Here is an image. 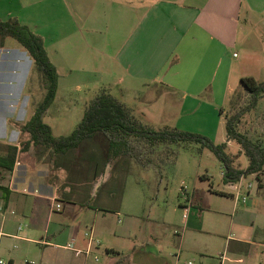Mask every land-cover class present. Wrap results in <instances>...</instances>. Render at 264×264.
Segmentation results:
<instances>
[{
  "label": "crops",
  "instance_id": "1",
  "mask_svg": "<svg viewBox=\"0 0 264 264\" xmlns=\"http://www.w3.org/2000/svg\"><path fill=\"white\" fill-rule=\"evenodd\" d=\"M24 15H54L61 32L68 31L67 23L96 31L99 24L106 25L111 37L97 43L100 56L113 57L115 70L142 86L152 81L198 97L202 91H229L233 78L258 81L264 72V0H0V20L16 19L34 33V24ZM118 33L129 34L118 53L109 56ZM64 45L60 41V48ZM32 65L19 43L6 38L1 46L0 40V204L6 211L0 216V264H264V193L253 175L248 177L256 184L248 183L243 191L239 182L223 184V190L211 187L210 193L221 198L241 197L243 204L249 199V206L239 209L234 203L228 214L222 206L210 211L202 198L187 197L182 223L153 221L155 231L147 234L138 206L125 213L121 227L100 232L104 216L92 201L97 193L90 191L85 200L75 202L62 189L67 160L74 157L70 167H79V154L73 153L77 149L63 156H52L41 146L20 150L29 137L22 140L16 124H24L35 107H30L27 91ZM231 143L227 141V150ZM10 148L16 150L14 157ZM124 160L128 158L108 167L101 187L112 167ZM102 170L94 174L96 179ZM193 208L197 218H192ZM52 214H60L59 219ZM72 214L82 227L89 223V235L98 245L79 224H63Z\"/></svg>",
  "mask_w": 264,
  "mask_h": 264
},
{
  "label": "rangeland",
  "instance_id": "2",
  "mask_svg": "<svg viewBox=\"0 0 264 264\" xmlns=\"http://www.w3.org/2000/svg\"><path fill=\"white\" fill-rule=\"evenodd\" d=\"M6 6L10 7L8 4ZM58 9L56 5L51 11L56 13ZM24 16L29 17L34 24V34L45 40L48 55L58 71L56 97L44 116L45 123L52 128L55 137L70 134L81 120L85 107L100 90H105L131 108L134 117L143 124L156 130L166 126L199 134L213 144L225 142V118L243 111L237 130L249 140L264 147V97L258 100L255 107L244 111L250 98L236 78L230 82L229 91H202L198 97L186 91L165 90L161 86L153 85L152 81L145 82L151 86H142L139 81L130 79L124 71L115 70L113 57L100 56L101 47H97V43L104 44L111 37L106 25L99 24L101 29L96 31L88 29L87 25L76 28L67 23L68 31L61 32L57 25L58 17L54 15ZM102 17L101 20H106ZM67 19L65 16V20ZM127 34L129 33L115 35V46L107 50L109 56L118 53ZM9 41L17 44L11 38ZM60 41L65 43L64 48H60ZM103 41L105 42L99 43ZM235 51L240 52L239 48ZM257 78L258 81L264 80V72ZM27 91L30 93V107L33 108L42 96L40 83L34 74H31L28 80ZM26 112L24 107L22 117L26 116ZM27 136L22 135L21 139L24 140ZM106 149V141L102 136L85 141L80 149L73 152L79 154L75 156L79 166L77 170L74 171L70 167L69 163L75 162L72 157L67 160L66 171L61 172L64 177L62 189L68 198L79 202L85 200L90 191L97 193L92 201L98 208L97 212L103 213L104 216L103 221L98 224L100 232L102 229L103 233H106L108 228L121 227L125 213L137 209L138 206L146 218L145 227L148 234L155 231L153 221L182 223L186 220L184 205L187 204V197H193L195 200L202 198L210 211L222 206V209L227 210L225 214H228L234 203L239 209L250 204L249 199L243 204L241 197L234 201L210 193L211 187L216 190L225 189L221 164L208 149L197 143L171 145L168 149L160 147L150 156L151 162L147 167L139 166L129 159L124 160L120 166L117 163L112 167V173L110 172L103 187H98V183L94 184V174L104 167ZM239 149L240 147L232 141L227 153L233 159L234 167L245 169L248 161ZM258 177L260 179L257 186L260 183L264 193V169ZM104 179H107V176L101 180ZM248 183L256 184V181L251 177L242 178L237 186L243 191ZM67 203L65 200L64 206H67ZM76 204L80 206L79 203ZM196 210L197 208L192 209V218H197ZM52 215L56 219L60 217V214ZM64 219L63 224L66 226L76 227L79 224L76 214ZM86 226L89 227V223H86ZM81 227L79 224L80 230ZM87 227L83 225L82 228L89 233Z\"/></svg>",
  "mask_w": 264,
  "mask_h": 264
},
{
  "label": "trees",
  "instance_id": "3",
  "mask_svg": "<svg viewBox=\"0 0 264 264\" xmlns=\"http://www.w3.org/2000/svg\"><path fill=\"white\" fill-rule=\"evenodd\" d=\"M6 38L14 39L27 51L33 63L32 74L37 76L42 89L41 99L33 108L29 119L22 125L16 124L20 134L29 137L20 143V150H26L30 145L41 146L50 150L52 156H63L78 149L83 141L102 136L107 142V150L103 170L96 181L99 187L102 185L101 179L106 169L122 158H128L139 166L147 167L151 162L150 156L160 147L168 149L171 145L197 143L208 149L221 164L223 184L237 183L250 175H255L259 181L258 176L264 169V147L249 140L237 130L239 117L243 111L225 118L226 142L213 144L199 134L176 128L165 126L158 130L153 129L136 119L131 109L123 102L105 90H100L85 107L83 116L74 130L68 135L55 138L43 118L55 99L58 73L49 59L43 40L16 19L0 20L1 46ZM240 84L250 98L244 109L249 111L256 106L261 97H264V81L244 77L241 78ZM227 141H234L240 147L248 161L245 169L234 167L233 159L227 153ZM15 152L14 148H10V157H14ZM258 186L261 187L260 183ZM218 194L225 196L224 193Z\"/></svg>",
  "mask_w": 264,
  "mask_h": 264
},
{
  "label": "built area",
  "instance_id": "4",
  "mask_svg": "<svg viewBox=\"0 0 264 264\" xmlns=\"http://www.w3.org/2000/svg\"><path fill=\"white\" fill-rule=\"evenodd\" d=\"M248 187H251V184H249ZM243 201H245V199H244ZM55 209H56L57 211H59V210L61 209V205H60V204H56V205H55ZM186 210H187V209H186ZM186 210H185V211H186ZM5 212H6V211H5L4 207L0 204V216H3ZM11 213H13V211H11ZM19 229H20V227H19ZM86 236L89 237V238H88L89 241L94 242V241L92 240V238L90 237L91 235H89V233H86ZM94 243H95L96 245H98V241H95ZM67 248H68V249H74V247H73L72 244H68V245H67ZM0 263H1V261H0Z\"/></svg>",
  "mask_w": 264,
  "mask_h": 264
}]
</instances>
